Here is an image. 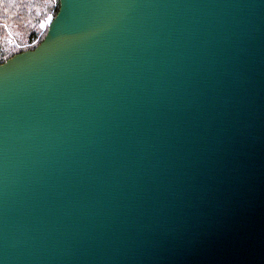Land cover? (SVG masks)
Listing matches in <instances>:
<instances>
[{"label":"water","instance_id":"obj_1","mask_svg":"<svg viewBox=\"0 0 264 264\" xmlns=\"http://www.w3.org/2000/svg\"><path fill=\"white\" fill-rule=\"evenodd\" d=\"M0 65V264H264V0H59Z\"/></svg>","mask_w":264,"mask_h":264},{"label":"trees","instance_id":"obj_2","mask_svg":"<svg viewBox=\"0 0 264 264\" xmlns=\"http://www.w3.org/2000/svg\"><path fill=\"white\" fill-rule=\"evenodd\" d=\"M60 9L59 0H0V65L16 54L35 49L46 37L48 28H40L42 22L49 24ZM10 30L15 38L11 53L3 49Z\"/></svg>","mask_w":264,"mask_h":264},{"label":"rangeland","instance_id":"obj_3","mask_svg":"<svg viewBox=\"0 0 264 264\" xmlns=\"http://www.w3.org/2000/svg\"><path fill=\"white\" fill-rule=\"evenodd\" d=\"M42 23H44V22H42ZM42 23L40 24V28H41V25H42ZM6 31L8 32V36H9V38H8V40H5L4 41V43L2 44V46H3V49H5L6 50V48H8L7 49V52H9V53H11L12 51H13V46H14V44H15V38L12 36V32L10 31V30H8L7 28H6Z\"/></svg>","mask_w":264,"mask_h":264},{"label":"built area","instance_id":"obj_4","mask_svg":"<svg viewBox=\"0 0 264 264\" xmlns=\"http://www.w3.org/2000/svg\"><path fill=\"white\" fill-rule=\"evenodd\" d=\"M51 18L48 19L47 22L42 23L41 28L45 31L49 27V22Z\"/></svg>","mask_w":264,"mask_h":264}]
</instances>
